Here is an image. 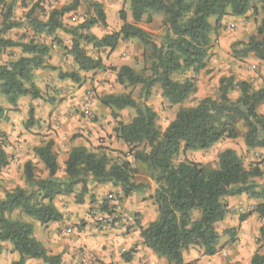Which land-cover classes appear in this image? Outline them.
<instances>
[{
	"label": "trees",
	"instance_id": "16d2710c",
	"mask_svg": "<svg viewBox=\"0 0 264 264\" xmlns=\"http://www.w3.org/2000/svg\"><path fill=\"white\" fill-rule=\"evenodd\" d=\"M16 0H0V34L19 28L20 20L14 18ZM131 22L126 12H119L121 26L118 31L96 37L89 30L101 24L106 26L105 13L98 2H90L92 14L76 26H65L63 17L75 11L78 0L70 5L52 8L44 21L35 17V4L26 13L32 37L27 42H15L0 38V50L19 48L20 56L7 65L0 66V93L10 106L24 97L41 99V93L33 82L34 72L46 69L51 46L35 40L41 35L55 37L57 31L70 36L67 50L76 65V71L59 72L60 80L78 83L79 73L104 71L101 58H92L84 48L91 45L95 50L114 51L120 41L137 40L146 47L144 59L148 65L141 72L129 66L116 71V82L123 86L140 87V100L131 92L107 94L98 98L100 104L111 111L134 110L133 118L118 129L119 139L128 147L127 154L116 158L106 153L93 152L84 146L70 149L64 162V177L58 176L57 155L53 142L48 140L33 149L46 175L39 176L28 161L24 164L25 187H16L5 192L0 199V255L3 244L9 243L19 256L12 264H25L28 259H37L44 264H60V255H50L34 237L33 225L22 219H13L11 214L30 217L42 226L62 220L54 201L60 196H70L78 190L75 203L83 204L88 193V184H110L121 189L122 197L143 193L149 185L136 184L134 162L144 165L156 184L151 198L157 208V218L146 227H139L143 245L168 264H185L183 253L191 247L202 250L203 256H213L218 251L219 236L215 225L228 215L226 198L248 194L250 198L264 200V189L256 191L254 179H264L260 164L248 167L231 148L218 154L217 167L211 168L194 162L174 165L173 159L180 149L198 151L211 148L223 139L239 137L238 124L245 127L243 142L247 148L264 150V116L258 112L264 102V88L252 89L246 81L234 77L219 79L216 98H204L193 107L180 108L173 121L161 131L157 115L146 104L155 86L161 96L171 105H180L195 93L192 79L182 81L176 76H185L191 71L197 74L206 68L212 34L221 28L224 17H243L250 11L261 14L254 35L247 42H236L243 56L252 55L264 62V0H127ZM259 5V7L257 6ZM162 15L163 34L156 43L151 34L139 24L149 21L151 15ZM213 19V24L210 22ZM55 42L60 43L55 37ZM237 92L236 99L229 95ZM5 119V110L0 106V121ZM28 127L34 125L29 111ZM0 144V174L8 165L7 155ZM131 157L133 162L128 158ZM78 188V189H76ZM264 219V203L255 210ZM244 220V216L240 222ZM234 229L228 230L233 236ZM259 249L264 248V223L259 229ZM123 259L128 261L129 254ZM228 264H239L230 262ZM249 264H264V252L257 250Z\"/></svg>",
	"mask_w": 264,
	"mask_h": 264
},
{
	"label": "rangeland",
	"instance_id": "374dc122",
	"mask_svg": "<svg viewBox=\"0 0 264 264\" xmlns=\"http://www.w3.org/2000/svg\"><path fill=\"white\" fill-rule=\"evenodd\" d=\"M92 1L100 4L107 23L105 27L97 24L89 30L96 37L99 38L104 34L119 30L121 26L119 12L121 10L126 12L127 21L131 22L127 0H78L75 11L63 17V24L76 26L91 16L90 2ZM72 2L73 0H16L13 14L16 20L22 22V25L5 34H0V38L15 42H27L32 37V31L25 16L33 5L38 4V7L35 8V17L44 21L52 8L67 6ZM257 6L259 7L258 4ZM260 18L261 14L254 15L250 11L248 17L239 24H235V27L228 29L221 25V28L212 34V45L206 68L197 74L189 71L185 76L175 77L178 81L189 78L195 83V93L184 103L171 105L162 98L159 86L152 89L146 104L156 113L157 125L161 131H164L173 121L180 108L196 106L200 100L207 97L216 98L219 79L222 77L232 76L235 81H246L254 90L264 88V62L256 60L252 55L243 56L241 47L234 45L236 42H247L249 37L255 34ZM210 22L213 24V19ZM139 25L151 34L156 43H159L163 34L162 15L153 14L149 21L144 19ZM55 37L60 41L59 44L55 42ZM55 37L41 35L35 38L37 42L51 46V51L46 59L48 67L35 71L33 77V82L41 93V99L24 97L15 106H10L0 93V106L5 110V119L0 121V144L4 146L3 150L9 161L0 174V199L4 197L5 192L16 187H25L23 169L26 162H32V166L39 176L46 175L42 164L35 157L33 149L48 140L53 142V151L57 155L59 166L58 176L61 178L64 177V162L70 149L74 146H84L93 152L106 153L112 158H116L119 153L123 155L132 151L133 147H128L119 139L118 129L121 124L130 122L135 114L134 110L116 111L115 116H112L109 109L98 108L100 103L98 98L107 94L131 92L135 100H140V87L124 88L120 86L116 82V71L114 70H118L121 66H129L135 72H141L148 65V61L144 59L147 53L146 47L132 39L120 41L112 52L109 50L97 51L91 45L84 44L86 53L92 58H101L106 69L79 73L80 82L73 83L69 80H60L58 77L59 72H72L77 69L72 57L67 53L71 45L70 36L62 31H57ZM19 56V48L0 50V66L7 65ZM237 96L238 93L235 91L229 95L233 100ZM30 110L34 125L28 127ZM258 112L264 116V102ZM65 113L69 116H64ZM238 130L240 135L237 139H223L206 150L184 151L180 149L173 159L174 165L187 161L215 168L218 163V154L224 149L231 148L242 158L246 167L250 164H260V168L264 169V150L247 148L243 142L245 127L242 123L238 124ZM128 159L133 162L131 157ZM134 163L137 169L136 175L141 171L150 176L144 165L139 162ZM254 183L257 185L256 191L264 189L263 178L254 179ZM152 184L156 186L153 181ZM112 187V190L120 188ZM148 190L151 192L150 187ZM103 191L105 192V189ZM77 192L78 190L74 195L67 197L69 201H62L61 204L65 203L67 206L76 204ZM243 195L246 198L241 197V200L238 196L224 200L229 213L223 221L215 225L219 236L217 253L213 256H203L200 248L191 247L184 252L185 259L189 261L188 264H228L230 262L249 264L251 256L257 250L261 253L264 252V248L259 249L260 244L257 242L259 229L263 225L264 219L255 211L260 203H264V200L250 198L248 194ZM114 197L117 199L119 195L115 191H111L105 195L106 199L103 198L99 203L94 199L95 196H92L91 202L95 203L93 208L110 214L117 208L108 203L109 200H114ZM56 200L59 199L56 198ZM228 200H232V202L228 204ZM72 207L78 208V206ZM90 211L91 209L87 212L85 210L88 216ZM243 216L244 220L240 222ZM24 217L18 211L11 214L13 219L24 220ZM117 221L110 227L117 225ZM82 222H85L84 219H81L78 225H73L74 228H79ZM94 224L93 229L104 230ZM230 229L235 230L233 236L228 233ZM79 233L81 232L79 231ZM5 251L8 254L0 259V264H12L13 259L9 254V249Z\"/></svg>",
	"mask_w": 264,
	"mask_h": 264
},
{
	"label": "crops",
	"instance_id": "0c3cea01",
	"mask_svg": "<svg viewBox=\"0 0 264 264\" xmlns=\"http://www.w3.org/2000/svg\"><path fill=\"white\" fill-rule=\"evenodd\" d=\"M247 17L248 15L243 17L226 16L221 21V25L230 29ZM97 103L99 102L97 101ZM99 107L104 109L100 103L98 104ZM64 116H69V114L65 113ZM134 182L149 185L151 192L149 190L143 193L135 192L128 197H122L120 188L112 190L113 187L110 185L90 182L87 186L88 193L83 196V204L80 206L78 204L72 205L78 206V208L67 206L65 203L61 204L62 201H69L68 196H60L57 198L59 200L54 202L63 217L61 221L49 223L46 226H42L26 216L23 221L33 225L34 237L42 244L48 254L61 256L60 264H168L164 258L158 257L146 248L139 235V227L144 228L157 218V208L151 198L156 186L152 184L149 174L141 171L140 174L135 175ZM102 189H105V192ZM111 191H115L119 198L114 197V200H109L108 203L115 205L117 208L114 210H119L124 218L118 221L114 227H104L103 231L93 229L94 222L86 213L87 210L95 207V203L91 202L92 196H95L94 199L100 203L105 195ZM238 197L241 200V197H245V195ZM231 202L232 200H228V204ZM81 219H84L85 222H82L80 227L75 229L73 225H78ZM67 228L72 229L70 234L65 233ZM79 231L81 233L78 234ZM6 249H9L13 262L17 261L19 256L12 250L13 248L9 243L3 244L0 259L8 254ZM127 252H131L129 254L130 259L125 261L122 255ZM183 260L185 264L189 263L185 259V253H183ZM25 264L44 263L37 259H28Z\"/></svg>",
	"mask_w": 264,
	"mask_h": 264
},
{
	"label": "built area",
	"instance_id": "2783aa9c",
	"mask_svg": "<svg viewBox=\"0 0 264 264\" xmlns=\"http://www.w3.org/2000/svg\"><path fill=\"white\" fill-rule=\"evenodd\" d=\"M89 216L91 217L95 225L100 228L110 227L113 223H115V221H120L122 218V214H120L119 211L114 210L110 214H105L95 208L91 209V211L89 212ZM71 232V228H67L65 230L66 234H70Z\"/></svg>",
	"mask_w": 264,
	"mask_h": 264
}]
</instances>
